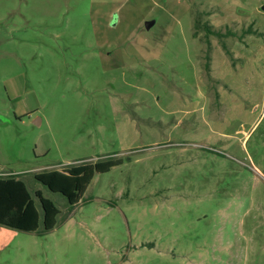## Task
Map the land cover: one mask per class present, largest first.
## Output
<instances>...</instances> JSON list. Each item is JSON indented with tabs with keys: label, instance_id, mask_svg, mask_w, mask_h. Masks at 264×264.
Instances as JSON below:
<instances>
[{
	"label": "rangeland",
	"instance_id": "1",
	"mask_svg": "<svg viewBox=\"0 0 264 264\" xmlns=\"http://www.w3.org/2000/svg\"><path fill=\"white\" fill-rule=\"evenodd\" d=\"M108 157L73 208L34 176ZM11 174L60 212L0 264H264V0H0Z\"/></svg>",
	"mask_w": 264,
	"mask_h": 264
},
{
	"label": "trees",
	"instance_id": "2",
	"mask_svg": "<svg viewBox=\"0 0 264 264\" xmlns=\"http://www.w3.org/2000/svg\"><path fill=\"white\" fill-rule=\"evenodd\" d=\"M120 161L113 157L95 162L83 161L58 169L35 173V178L50 190L66 196L71 208L80 202L96 172H107ZM41 210L38 208L37 200ZM60 210L41 189L29 190L19 174L0 176V224L24 231L53 229Z\"/></svg>",
	"mask_w": 264,
	"mask_h": 264
},
{
	"label": "water",
	"instance_id": "3",
	"mask_svg": "<svg viewBox=\"0 0 264 264\" xmlns=\"http://www.w3.org/2000/svg\"><path fill=\"white\" fill-rule=\"evenodd\" d=\"M155 23V20H150L146 22L147 28H150Z\"/></svg>",
	"mask_w": 264,
	"mask_h": 264
}]
</instances>
